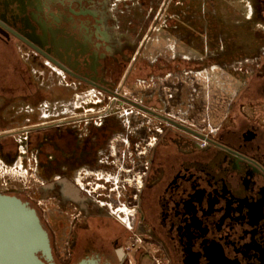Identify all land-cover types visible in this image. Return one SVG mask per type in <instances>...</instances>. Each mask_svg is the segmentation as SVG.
<instances>
[{
	"label": "flooded vegetation",
	"instance_id": "obj_1",
	"mask_svg": "<svg viewBox=\"0 0 264 264\" xmlns=\"http://www.w3.org/2000/svg\"><path fill=\"white\" fill-rule=\"evenodd\" d=\"M157 1L0 0V102L12 107L0 111V159L33 176L23 198L5 195L36 210L70 264H132V250L138 264H264V74L196 124L155 94L123 93L130 49L114 12ZM29 61L86 93L30 110Z\"/></svg>",
	"mask_w": 264,
	"mask_h": 264
},
{
	"label": "rangeland",
	"instance_id": "obj_2",
	"mask_svg": "<svg viewBox=\"0 0 264 264\" xmlns=\"http://www.w3.org/2000/svg\"><path fill=\"white\" fill-rule=\"evenodd\" d=\"M149 8L141 12L140 6L131 5L125 15L114 12L121 27L115 31L124 33L130 49L119 67L123 93L155 94L158 109L167 108L177 119L196 124L203 110L209 118L206 106L212 109L219 99L239 93L248 79L263 76L264 0H158ZM30 75L35 85L29 93L40 96L30 99V110L39 104L53 112L57 99L68 104L65 96L86 93V88L71 85L69 77L38 62L31 64ZM11 108L0 102V111ZM24 177L33 176H26L19 163L7 167L0 159V194L18 192L23 198ZM53 247L55 263H71L57 244ZM130 254L132 264H138L140 254L136 250ZM143 263L167 264L160 259Z\"/></svg>",
	"mask_w": 264,
	"mask_h": 264
},
{
	"label": "water",
	"instance_id": "obj_3",
	"mask_svg": "<svg viewBox=\"0 0 264 264\" xmlns=\"http://www.w3.org/2000/svg\"><path fill=\"white\" fill-rule=\"evenodd\" d=\"M0 264H57L36 210L5 194H0ZM77 264L98 263L83 260Z\"/></svg>",
	"mask_w": 264,
	"mask_h": 264
}]
</instances>
